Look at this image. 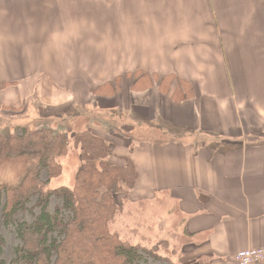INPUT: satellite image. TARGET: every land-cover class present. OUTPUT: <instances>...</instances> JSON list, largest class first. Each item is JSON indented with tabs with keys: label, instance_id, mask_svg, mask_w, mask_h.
<instances>
[{
	"label": "crops",
	"instance_id": "1",
	"mask_svg": "<svg viewBox=\"0 0 264 264\" xmlns=\"http://www.w3.org/2000/svg\"><path fill=\"white\" fill-rule=\"evenodd\" d=\"M142 74L154 88L134 91ZM116 79L136 97L114 153L137 174L139 234L165 203L156 234L175 218L211 264L264 247V0H0V110L33 97L66 110L35 121L77 119Z\"/></svg>",
	"mask_w": 264,
	"mask_h": 264
},
{
	"label": "trees",
	"instance_id": "2",
	"mask_svg": "<svg viewBox=\"0 0 264 264\" xmlns=\"http://www.w3.org/2000/svg\"><path fill=\"white\" fill-rule=\"evenodd\" d=\"M140 79V84L151 81L145 74L136 76L134 87ZM177 84L180 94L188 87ZM99 89L91 94L97 97ZM71 140L80 151L74 184L52 190L47 186L60 175L58 159L70 147L64 132L25 127L0 132V163L17 161L22 166L15 183L0 182V219L17 243L6 263L2 258L5 242L0 237V264H211V257H189L191 251L186 249L194 250L196 243L178 232L174 217L158 230L161 236L154 244L152 227L146 224L145 233L139 234L143 227L139 221L136 241L122 240L111 227L122 210L117 196L133 190L137 179L129 155L116 156L123 164L113 163L109 142L91 128L73 133ZM52 199L57 205L51 211ZM170 213L167 210L166 216ZM172 240L181 245L169 247Z\"/></svg>",
	"mask_w": 264,
	"mask_h": 264
},
{
	"label": "rangeland",
	"instance_id": "3",
	"mask_svg": "<svg viewBox=\"0 0 264 264\" xmlns=\"http://www.w3.org/2000/svg\"><path fill=\"white\" fill-rule=\"evenodd\" d=\"M136 80V78H134ZM155 84L160 83V89L159 91L163 94L166 91L169 90L171 82L169 80H163V79H155ZM145 80L140 84L134 87V91L141 92L147 89L154 88V83H152L150 86L148 85V82H145ZM110 86L101 88L103 85L96 87L100 88L97 90V97L93 95L97 101H101V103H98L96 111H92L93 107L90 106V108H86V112L83 113V115L76 119V117H73V112H70L69 117H67L64 122H44L43 120L35 121L34 118H36L38 115L42 116H58L59 113H62L63 110L61 107H43L38 102L34 100L33 97L28 98V100L18 109L13 108H4L3 110H0V132L7 134L12 133L15 128H22L25 127L29 130H36V129H50L52 131L57 132H64L66 137L69 140L70 147L68 149V152L64 157H61L58 159V163L61 165V171L60 175L50 181L47 188L49 189H56L58 187H72L74 184V178L75 174L78 171V168L80 167L79 162V149H76L72 143V135L73 133L80 132L84 130L85 128H91L94 130V134L98 135L99 137L107 140L110 144V150H111V161L115 164H123L124 162L122 160H119L118 157L116 158V155L114 153L115 149H119V151L125 146L126 147V141L124 139V130H128L129 126L127 125V118L125 117V112L122 109H126L127 107H135V100L136 97L132 98H123L120 92V81L117 79L116 81L110 82ZM105 97H109L108 99ZM176 99H179V97H176ZM129 103H128V101ZM94 101V102H97ZM105 103V104H104ZM95 103H92L91 105H94ZM108 105H112L111 107H107ZM68 109H71V106H68ZM75 108H73L74 110ZM81 110L80 108H78ZM104 110H107L105 112ZM34 111H36L38 114H35ZM66 111V110H65ZM92 111V112H91ZM112 111V112H109ZM96 113V114H95ZM110 115V116H109ZM124 116V117H123ZM112 118V119H111ZM39 119V118H38ZM51 119V117H50ZM111 119V120H110ZM93 121L92 125L89 123V121ZM96 121L97 124L96 125ZM88 122V123H86ZM101 126V127H100ZM121 147V148H120ZM116 152V151H115ZM22 172V166L17 162H3L0 163V182L6 183V184H13L15 181H17V176ZM45 175L43 174L41 176V179L43 180ZM118 204H121L122 210L118 213V215L115 218V221L112 223V230L117 232L118 236L123 240L129 239L131 242L136 241L137 235L135 234V230L137 228V221H139V212L137 211V202L136 197L129 193H122L119 194L116 198ZM51 206L50 210L57 205V202L55 200H51ZM120 202V203H119ZM168 210V206L165 203H160L159 206H155L149 209H145V215L148 218V225L154 228L156 227L158 222L156 224H152L154 219L157 220V217H161L165 214ZM144 219V218H142ZM165 224H169L168 220L165 219ZM140 222V221H139ZM160 225V228L161 224ZM140 229V228H139ZM133 231V232H131ZM154 231V230H153ZM151 230V242L154 244L153 240L158 236L156 232L154 231V234ZM161 236V235H160ZM158 236V237H160ZM0 237L5 242V247L3 249V260L6 263H9L11 260V251L13 247L17 244L14 238V235L12 234L11 229H6L2 221L0 219ZM134 241V242H135ZM157 243V242H155ZM181 243L175 240H172L170 244H168L169 247H178ZM170 249V248H169ZM186 250L191 251V254L189 257H198V255L194 252L193 249L187 248ZM175 261V260H174Z\"/></svg>",
	"mask_w": 264,
	"mask_h": 264
},
{
	"label": "built area",
	"instance_id": "4",
	"mask_svg": "<svg viewBox=\"0 0 264 264\" xmlns=\"http://www.w3.org/2000/svg\"><path fill=\"white\" fill-rule=\"evenodd\" d=\"M235 261L237 264H264V247L240 251Z\"/></svg>",
	"mask_w": 264,
	"mask_h": 264
}]
</instances>
